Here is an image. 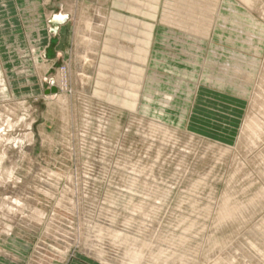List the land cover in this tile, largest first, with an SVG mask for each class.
Here are the masks:
<instances>
[{"label":"rangeland","instance_id":"374dc122","mask_svg":"<svg viewBox=\"0 0 264 264\" xmlns=\"http://www.w3.org/2000/svg\"><path fill=\"white\" fill-rule=\"evenodd\" d=\"M233 1L121 0L119 3L117 0H0V102L15 97L27 106L26 110L20 108L18 111L17 115L23 118V121L20 124L16 122L8 131V140L4 147L0 148L1 156L4 153L0 166L3 178L0 179V264H100L86 255L81 246L85 233L82 226V220H85L86 216L84 212L88 213L94 200L107 205L102 199L109 191L119 196L114 208L118 216L117 227H122L133 210L126 196L133 166L142 172L143 177H150V171L153 169L160 187L157 193L171 186L173 188L168 205L165 209H160L157 214L160 220H156L154 224L156 232L163 237L181 231L173 227L177 222V215H171L170 211L177 209L179 194L182 196L199 176L210 173L214 168L212 183L216 184V192L221 196L228 189L227 180L239 164H232L229 160L216 167L215 155L207 148L212 142L234 144L239 124L247 116L248 103L239 93L220 89L214 83L208 82V79L219 72L215 66L226 67L231 72L232 64L245 65L246 59L254 58L258 61V67L253 71L258 72L264 60V37H261L260 32L263 20L259 9L251 13L248 10H236L235 5L238 2ZM195 2L199 6L205 4L210 7V12L208 10L209 13L203 17L205 21H202V24L198 23L196 18L193 19L194 24L190 22L193 17L191 14L195 12L192 7L196 5ZM136 5L145 8L140 11ZM258 6L261 10L264 0ZM99 8L104 15L112 16L119 24L116 44L120 50L126 36L123 27L128 22L138 23V33L134 37L138 41L136 49L140 50L142 43H145L150 53L145 66L139 56V65L135 69L139 74L143 69L138 83L142 94L138 114L132 115L133 101L129 99L127 106L118 111V123L109 141V145L116 150L111 154L113 157L108 156L109 162L122 165L119 168L114 166L112 183L98 178L97 186L90 196V205L82 202L81 190L77 187L75 210L74 213H69L58 205L59 200L64 197V186L60 184L59 189H52L51 195L47 196L41 191L43 183L35 177L42 174L50 183L53 181L50 173L55 171L64 176L72 174L78 179L80 173L84 172L86 163L96 161L99 150L94 137L96 115L109 105L112 99L110 91L115 83L111 85L103 81L102 74L98 73L92 84L89 77L86 78L84 96L82 95L81 88L78 89L74 83L76 65L73 61V30L80 20L84 22L88 17L93 18L95 10ZM60 15L62 19L67 17L64 23L49 24L54 16ZM213 22L218 26L214 27ZM113 36L111 34L105 37L102 34L100 40V43L109 40L111 44V51L105 47L108 53L106 55L110 56L109 60H112L111 56L115 53ZM250 39L253 40L251 44ZM32 47L36 50L34 55L31 53ZM35 56L39 57L38 63L34 62ZM98 58L99 66L110 69L105 63L108 61L105 57L100 55ZM205 60L208 65L203 70ZM41 63L49 68L46 71L41 68L37 72L35 65H42ZM87 63L85 70L89 73L91 64ZM253 71L249 72L254 76ZM63 72L69 80V89L71 90L72 86L75 88L71 97L76 118L69 127L70 133L64 127L60 110L51 106L53 97L45 92L50 89V79ZM200 75H204L207 82L197 86ZM226 79L229 80L230 77ZM130 86L133 89L134 82ZM84 102L88 103L93 119L87 145L80 151L85 118ZM16 118L14 115V122ZM152 118L160 119L170 127L176 128L183 144L192 138L194 149L185 161L181 159L183 147L180 143L160 147V140L152 139L148 131V122ZM7 120L6 118V123H0V130L7 126ZM29 130L33 131L32 136H29ZM119 145L121 148H118ZM160 148H163V152L158 157ZM186 168L191 171H186ZM253 168H257L254 162L246 171L253 173ZM179 170L183 174L186 173V178L182 179ZM12 171L17 180L14 179L8 186L6 177ZM243 174L242 172L241 175ZM251 179L254 180L255 177L252 176ZM249 181V177L243 176L236 184V190L246 188L245 184ZM254 182L256 187H253V193L257 192L260 186V182ZM36 186L39 187L38 191ZM138 189L143 192L147 188L143 185V188ZM32 192L36 193L35 199L30 197ZM96 194L99 197H96ZM244 198L246 196L241 199ZM14 201L26 202L32 212L29 214L30 218L11 214L9 208ZM35 208L44 212L41 220L37 217V212L36 215L33 213ZM16 209L19 211V208ZM18 213L20 215V212ZM144 219L142 214L136 216L133 228L127 231L128 235H136L140 230L138 225ZM259 220L260 218L257 219ZM49 224L56 226L48 230ZM233 226L225 230V236H231L236 231ZM7 227L9 232L5 233ZM71 239H75V242L72 243ZM232 244L248 253L246 238L238 236ZM210 248L211 243L205 246L200 260L196 258L191 262L211 264L214 259H210V256L214 250L211 251ZM223 251L220 253H224ZM124 255L125 253L121 256Z\"/></svg>","mask_w":264,"mask_h":264},{"label":"bare ground","instance_id":"6f19581e","mask_svg":"<svg viewBox=\"0 0 264 264\" xmlns=\"http://www.w3.org/2000/svg\"><path fill=\"white\" fill-rule=\"evenodd\" d=\"M120 1L121 0H117L119 3ZM236 1L240 5L238 7L236 3V10H248V12L251 13V11L259 9L263 20V22H261L262 27L260 32L262 33L261 37H264L262 36L264 35V7L260 10L258 6L262 0ZM195 4L196 5H192L195 12L191 14L193 17H191L190 22L194 24L193 19L196 18L198 19L197 22L202 24V21H205L203 17L210 12V7L205 4L199 6L196 2ZM136 7H138L140 11L145 8V6L142 8L141 5H136ZM66 19V16L63 17V19L61 15L54 16L49 21V24H62ZM85 21L83 22V20H80L76 25V29L73 30V42H75V47L73 46V61L76 65L74 83L78 89L79 87L81 88L83 96L85 92L84 84L88 77L90 84H92L96 75L100 73L102 74L103 81L111 85L115 83L110 91L112 99L109 105L105 106L103 111L98 115L94 114L97 116L94 137L99 145L98 155L96 161L93 163L88 161L86 163L84 172L80 173L78 179L72 174H66L64 176L55 171L50 173V177L53 180L50 183L42 174H37L35 177L43 183V189L41 191H44V194L47 196L51 195L52 189L57 190V187L59 189L60 184L64 186V197L59 200L58 205L69 213H74L76 202L75 191L78 188L79 191L81 190L80 198L83 200L82 202L89 204L91 201V193L97 186L98 178L104 179L105 182L109 181L112 183L111 177L115 174L114 166L119 168V166L122 165L109 162L108 156L116 151L115 148L109 145V141L113 136V129L118 123L117 116L120 114L118 111H121L127 106V103L130 101L129 99L133 101L132 115L137 116L138 114L142 98L138 83H140L139 80L143 74V69H141L140 74L139 72H135V69L139 65V56L142 57V65L145 66L147 56L150 53V49L145 43H142L140 50L136 49L138 41L134 37H136L138 33V23H125L123 30L126 36L123 39L124 45L120 50L116 44L120 26L112 16L109 17L104 15L99 8L95 10V16L93 18L88 17ZM213 24L214 27L217 25V23L215 24L214 22ZM102 34H104L105 37L111 34L112 36L114 35L113 47L115 53L111 56L112 60H109L110 56L106 55L108 53H106L105 50L106 47L107 50L111 51L109 40L100 43ZM252 42L253 40L251 41L250 39V44ZM31 50V53L34 55L36 51L35 48L32 47ZM100 55L108 60L105 63L110 69L99 66L100 60L98 57ZM186 57L188 56L186 55ZM234 58L237 59V56L234 55ZM37 61H39V57L35 56L34 62L38 63ZM87 62L91 64L89 73L85 70L86 66H88ZM245 63H248V65L232 64L231 72L226 67L219 66V68L215 66V69L219 72L214 73V77L208 79V82L214 83V85L220 89H227L239 93L240 97L245 99L248 103L247 116L241 124H239L234 144L225 145L219 142H212L207 148L208 151L215 155L216 167L225 164L229 160H231L232 164L233 162L239 164L234 172H232L229 180H227L228 189L221 196L216 192V184L212 183V178L215 176L214 168H212L210 173L199 176L182 196L179 194V200L176 205L177 209L173 208L170 211L171 215H177V222L174 223L173 227L181 231L172 232L169 236L163 237L160 236V233L156 232L157 230L154 228V224L156 220L158 222L160 220L157 216L160 209H165L168 205L173 188L171 186L167 190L165 189L157 193L160 187L157 178L154 176L153 169L150 171V174L152 173V175H150L151 178L145 174V177H143L142 172L134 168L136 166H133V174H130V182L126 194L129 198V205H131L133 210L131 211V216L129 215L125 219L126 223L122 227H117L118 216L114 208L117 206L119 196L109 193V191H106L107 194L105 198L102 199L107 205L98 203L96 199L97 201L94 200V204L91 205L88 213L84 212L86 216H84L85 220H82V226L85 233L84 239L81 241V246L86 255L94 258L100 264H176V262L180 264H191V260L196 258L200 260L202 258L201 255L205 250V246L211 243L210 250H214V253L212 252L210 256V259H214L211 264H264V60L260 64L258 72L253 71L256 66L258 67V61L256 59H246ZM207 65V61L205 60L203 70L206 69ZM41 68L46 71L49 67L44 63L42 65H35V70H37V72L41 70ZM249 71H253L254 76L251 75L252 72ZM1 75L2 73L0 72V87L2 85ZM228 76L230 77L229 80L226 79ZM200 77L197 86L207 82L204 75H200ZM132 82L135 84L133 89L132 86H130ZM69 87V80L63 72L59 73L56 78L50 79V89L45 91L46 94L50 93L48 96L53 97L54 101H52L51 106L60 110L64 118V127L68 133L71 132L69 128L71 122L76 118L71 97V95L73 96L75 93V88L72 86L73 88L70 90ZM82 95H80L81 98H83ZM118 103L120 106H118ZM83 104L85 118L83 122L84 129H82L81 133L80 151L87 145L86 143L88 135H90L93 119V114L89 109L88 103L84 102ZM20 108L21 110H26L27 106L22 104L21 101L15 97H10L0 102V123H4L6 118L8 119L7 126L0 130V148H3L8 140V131L15 126L16 122L20 124L23 121V118L17 115ZM14 115L17 116L15 122L13 121ZM148 123V131L152 139L160 140V147H166L168 144H172L173 146L180 143V146L183 147L181 155L183 161L192 153L194 149L192 138H189V140L183 144V140L176 128L170 127L160 119L152 118ZM32 135L33 131L29 130V136ZM118 148H121V145H119ZM162 150L163 148L159 149L158 157L162 155ZM243 150H245V154ZM1 155L2 154H0V166L4 160V153L3 156ZM242 155L243 157H241ZM111 157L113 156L111 155ZM252 162L257 164V168H253V171H251L253 173H250V171L248 172L246 170L247 167L251 166ZM241 167L245 168L242 169ZM189 170L191 171V169L186 168V171ZM242 172L244 173L243 176L250 178V181L248 183L246 182V188L237 191L235 186H237L236 184L243 177L241 175ZM179 174L182 179L186 178V173L183 174L179 170ZM251 174L255 177L254 180L251 179ZM0 175V179H3L1 172ZM180 176H178V178ZM14 179L17 180V177L14 171H12L6 177L7 185L9 186ZM254 181L260 182V186L258 185L259 190L255 193H253V187H256V182ZM143 185L147 189L143 190V192H139L138 188H143ZM151 185L154 186L149 188ZM36 190H39L38 186H36ZM241 191L243 195H241ZM35 196L36 193L34 194V192L30 194V197L33 199L36 198ZM243 196H246V198L241 199ZM96 197L99 196L96 194ZM10 206L12 207L9 208V211L13 215L16 214L17 217L22 216V218H30L29 214H32L26 202L14 201L13 205ZM16 208H19V211ZM18 212H20V215ZM36 212L38 213L37 217L41 220L44 216V212L35 208L33 213L36 215ZM140 214H142L145 219L138 225V227H140L139 232L134 236L128 235L127 231L133 228L136 216ZM259 218L260 220L257 221ZM232 225H234L233 228L236 227V231H234L231 236H225V230ZM55 226L54 224H49L47 229L55 228ZM6 230H4L5 233H8L9 227H7ZM238 236L246 238L245 245L248 253H244V249L232 244L234 239ZM71 240L72 243L75 242V239ZM39 245L42 244L39 243ZM156 245L158 246L156 247ZM236 245H238V242ZM113 247L114 249H112ZM221 251L224 253H220ZM124 253L125 255L122 257L121 255Z\"/></svg>","mask_w":264,"mask_h":264},{"label":"crops","instance_id":"0c3cea01","mask_svg":"<svg viewBox=\"0 0 264 264\" xmlns=\"http://www.w3.org/2000/svg\"><path fill=\"white\" fill-rule=\"evenodd\" d=\"M56 29V28H55ZM58 30L56 29L55 30V32H57ZM53 32V31H52ZM74 264H80V263H77V262H75ZM90 264V263H89ZM93 264V263H92ZM96 264H98V263H96Z\"/></svg>","mask_w":264,"mask_h":264}]
</instances>
